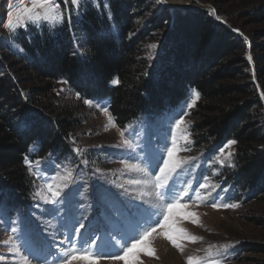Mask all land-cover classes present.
<instances>
[{
  "label": "rangeland",
  "instance_id": "rangeland-1",
  "mask_svg": "<svg viewBox=\"0 0 264 264\" xmlns=\"http://www.w3.org/2000/svg\"><path fill=\"white\" fill-rule=\"evenodd\" d=\"M149 1L169 10L207 12L214 22L241 38L246 45L244 57L248 63L249 81L264 106V73L259 71L264 70V62L257 64L258 57L264 56V20L255 14L256 7L264 0ZM55 3L63 12L60 23L25 21L27 26L22 23L14 33L0 24V61L6 59L7 63H16L10 57L19 50L14 42L19 29L26 30L29 26L42 23L59 26L73 16H79L81 0L78 5H72L70 0L67 4L64 0H55ZM9 4L14 10L22 11L30 0H23V5L20 0H0V21L5 23ZM13 19L15 22V12ZM21 68L17 64L14 69ZM18 75H22L23 79L30 77L29 72L24 71H18ZM34 85L41 87L43 83L25 82L27 87ZM51 85V89L41 96L42 104L54 111L53 117L72 115L78 119V125L68 140L71 153L66 157L47 155L34 160L31 165L27 163V173L33 182L29 186L26 202L17 203L15 208L9 207L6 202L0 205V264H21L19 254L9 250L12 245L2 243L8 240L9 235L20 236L15 244L17 247L23 245L21 253L28 254V249L40 257L39 260L32 259V264H59L65 250L73 245L99 255L121 252L118 241L129 243L131 237L142 232L154 220L162 218L155 215L158 209L154 206V198L140 197V192L147 190L145 186L129 181L151 179L152 174L158 171V158L167 156V149L173 147V140L177 149L176 158L186 162L172 173L168 181L169 191L181 197V204L188 205L186 209H177V213L194 212L197 221L193 223L192 218H186L181 220L179 227L201 239L195 242L178 240L183 248L181 251L158 229L148 241L155 256H148L141 250L139 259L142 264H187L189 256L199 258L201 264H264V188L243 190L234 183L228 185V179L219 175L224 167H232L235 143L227 142L214 148L194 142L191 138L193 110L199 99L188 107L194 99L193 92L172 113L152 121L137 119L122 130L114 119L109 123L110 112L102 110L107 108L106 102H93L89 106L63 80ZM181 116L184 123L177 128L175 121ZM124 139L131 142L132 148L123 143ZM132 165L146 169L149 175L145 177L142 172L132 170ZM69 171L71 179L64 180ZM5 184L6 181L0 182V186ZM201 184L208 187L201 188ZM48 185L53 191L60 192L55 198L56 203L46 202L36 195L42 191L51 197ZM7 190L13 192L10 195L12 200L14 190L10 186ZM189 195L193 197L191 201L188 200ZM224 204H237L238 207L224 208ZM80 223L85 227L77 235L74 229ZM12 227L17 228V233L11 232ZM92 240L96 243L91 244ZM72 264L87 262L76 260ZM98 264H124V261L101 259Z\"/></svg>",
  "mask_w": 264,
  "mask_h": 264
},
{
  "label": "trees",
  "instance_id": "trees-1",
  "mask_svg": "<svg viewBox=\"0 0 264 264\" xmlns=\"http://www.w3.org/2000/svg\"><path fill=\"white\" fill-rule=\"evenodd\" d=\"M255 14L264 20V3ZM14 42L16 63L0 61V182L15 194L10 200L13 192L0 186V205L26 202L33 182L26 159L71 153L78 119L53 117L41 101L61 80L81 99L106 102L122 130L170 114L198 92L191 138L214 148L236 141L232 167L219 175L243 190L264 188V106L249 81L246 45L207 12L149 0H81L78 17L19 29ZM31 81L43 85L25 86Z\"/></svg>",
  "mask_w": 264,
  "mask_h": 264
},
{
  "label": "snow or ice",
  "instance_id": "snow-or-ice-1",
  "mask_svg": "<svg viewBox=\"0 0 264 264\" xmlns=\"http://www.w3.org/2000/svg\"><path fill=\"white\" fill-rule=\"evenodd\" d=\"M69 0H64V3L67 4ZM72 5H78L79 0H70ZM163 2V0H160ZM20 3L23 5V0H20ZM214 13V9L212 10ZM14 12H15V22H14ZM8 19L7 22L0 21V24H3L4 27L8 28L10 32L14 33L18 26H20L25 21L27 22H39L41 20L47 21L49 23L55 24L60 23L63 20V12L60 11V5L55 3V0H30L29 5H24L22 11L20 9H13L12 5L9 4V11L7 13ZM219 19V17H217ZM24 26H27L24 23ZM238 31V30H235ZM152 48H155L156 45H151ZM249 59L251 57L249 56ZM118 82V81H114ZM64 83H67L64 81ZM194 99L191 103L188 104V107H192L195 103V99L199 98L198 92H193ZM79 97V93H77ZM264 98V96H262ZM84 103L91 106L93 104L92 100H84ZM105 113H107V108L102 109ZM109 123L113 122V118L111 115H108ZM184 123L183 116L175 121V127L179 128L180 125ZM124 133L121 132V136ZM123 143L132 148V144L127 139L123 140ZM236 141H229V144H234ZM77 151H80L77 149ZM177 149L175 147V140H173V147L167 149V156H160L158 158V162L156 163V168L158 169L157 172H154L151 176V179H143V180H130L129 183L131 184H143L146 191L142 190L140 192V197H149L154 198L155 200V207L158 211L155 215L160 216L162 218H158L153 221L151 225L144 228L142 232H139L136 236L131 237L129 243H118L121 247V252L116 253L114 255H99L93 254L88 249H77L75 245L71 248L66 249L64 252V256L60 259L59 264H72L73 261L76 260H83L87 262V264H98V261L101 259H111V260H123L124 264H142V261L139 259V252L143 250L148 256H155L153 249L149 246V237L157 232L159 229L163 236L171 242V244L183 251L180 243L178 240L187 239L192 242H195L198 239H201L196 236L190 235L184 228L179 227L181 220L186 218H192L193 223H197L195 217L196 213L194 212H187L184 211L182 213H177V209H186L188 205L181 204L180 196H176L169 191V184L168 181L172 175L176 171L177 168L181 167L183 163L186 161L180 160L176 158ZM29 165H31L30 161H25ZM222 163V161H221ZM132 170L139 171L147 177L149 174L146 169L138 168L135 165L130 166ZM72 173L69 171L63 177L64 180L71 179ZM201 188L208 187L207 184H201ZM48 191L51 193V197L44 195L43 192H37L36 195L40 196L41 199L45 200L46 202L56 203L55 198L59 197V191H53L52 186L48 185ZM187 194V190L184 192ZM197 197H199V193L197 192ZM193 199L192 196H188V200L191 201ZM213 207H217L216 204L212 205ZM37 207H39L37 205ZM224 208H236L238 207L237 204H224ZM162 208L163 211L160 212L159 209ZM85 225L83 223L79 224V227L74 229L75 234H79L80 230L83 229ZM11 232L13 234L17 233V228L12 227ZM20 239V236L16 235H9L8 240L3 241L5 245H12L9 249L10 251L19 254L21 264H32V259L39 260L38 255H34L31 250L26 249L28 254L21 253V247H17L15 244V240ZM91 244H95L96 240H92ZM31 257V258H30ZM187 264H201V260L199 258L189 256L187 257ZM212 264H217V262H212Z\"/></svg>",
  "mask_w": 264,
  "mask_h": 264
},
{
  "label": "water",
  "instance_id": "water-1",
  "mask_svg": "<svg viewBox=\"0 0 264 264\" xmlns=\"http://www.w3.org/2000/svg\"><path fill=\"white\" fill-rule=\"evenodd\" d=\"M195 10H201V9H199V8H195Z\"/></svg>",
  "mask_w": 264,
  "mask_h": 264
}]
</instances>
